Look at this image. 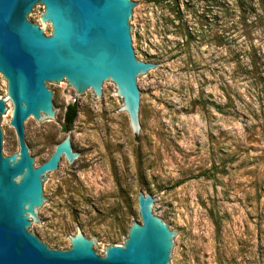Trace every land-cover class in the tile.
<instances>
[{
    "label": "rangeland",
    "instance_id": "rangeland-1",
    "mask_svg": "<svg viewBox=\"0 0 264 264\" xmlns=\"http://www.w3.org/2000/svg\"><path fill=\"white\" fill-rule=\"evenodd\" d=\"M133 1L139 60L159 70L142 81V140L116 87L106 105L94 92L83 102L75 89L53 86L60 122L42 127L33 119L28 127L37 167L68 136L84 162L74 169L65 161L49 183L54 206L35 234L61 250L83 228L104 250L124 244L141 223L144 193L183 237L177 264H264V0L246 14L232 0ZM6 95L0 75V99ZM73 103L78 118L65 132ZM11 119L8 156L19 149Z\"/></svg>",
    "mask_w": 264,
    "mask_h": 264
},
{
    "label": "water",
    "instance_id": "water-1",
    "mask_svg": "<svg viewBox=\"0 0 264 264\" xmlns=\"http://www.w3.org/2000/svg\"><path fill=\"white\" fill-rule=\"evenodd\" d=\"M42 12L41 24L34 23ZM139 21L133 0H0V75L7 83L0 99V264H177L183 237L157 216L151 194L139 195L141 223L132 224L124 244L104 250L83 228L61 250L35 234L54 206L49 183L65 161L74 169L84 162L68 136L37 167L28 127L33 119L42 127L60 122L53 86L75 89L83 102L94 92L106 105L109 87H116L142 140V81L159 70L139 60ZM10 117L19 149L8 156L4 121Z\"/></svg>",
    "mask_w": 264,
    "mask_h": 264
},
{
    "label": "trees",
    "instance_id": "trees-1",
    "mask_svg": "<svg viewBox=\"0 0 264 264\" xmlns=\"http://www.w3.org/2000/svg\"><path fill=\"white\" fill-rule=\"evenodd\" d=\"M164 1L170 2V0H164ZM232 1H233L234 10L238 9L240 11H243L244 14H246V11L251 10V8L253 7V2L255 0H232ZM77 118H78V105L77 103L70 104L66 108V113L64 116L63 129L65 132H70L72 130Z\"/></svg>",
    "mask_w": 264,
    "mask_h": 264
},
{
    "label": "flooded vegetation",
    "instance_id": "flooded-vegetation-1",
    "mask_svg": "<svg viewBox=\"0 0 264 264\" xmlns=\"http://www.w3.org/2000/svg\"><path fill=\"white\" fill-rule=\"evenodd\" d=\"M29 146V145H28ZM73 146V145H72ZM63 158H65V157H63ZM66 159V158H65Z\"/></svg>",
    "mask_w": 264,
    "mask_h": 264
}]
</instances>
